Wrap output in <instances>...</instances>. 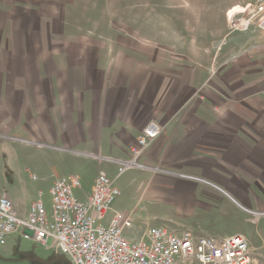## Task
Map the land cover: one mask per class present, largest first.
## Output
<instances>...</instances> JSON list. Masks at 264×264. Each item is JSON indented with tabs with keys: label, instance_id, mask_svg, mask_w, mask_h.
Returning a JSON list of instances; mask_svg holds the SVG:
<instances>
[{
	"label": "crops",
	"instance_id": "obj_1",
	"mask_svg": "<svg viewBox=\"0 0 264 264\" xmlns=\"http://www.w3.org/2000/svg\"><path fill=\"white\" fill-rule=\"evenodd\" d=\"M241 5L201 6L203 41L217 44L212 56L209 46L202 48L206 59L197 57L196 64L192 51L163 45L161 35L147 47L139 38V49L116 39L109 50H36L39 42L49 46L50 35L34 34L31 17L9 19L0 34L9 38L0 45L9 58L0 64V139L30 141L42 159L58 165L54 152L104 163L116 179L114 162L128 160L137 136L155 123L161 132L139 158L148 174L138 189L169 193L181 201L182 216L264 213V33L255 26L229 29L225 13ZM240 228L225 237L243 236L253 264H264L253 237Z\"/></svg>",
	"mask_w": 264,
	"mask_h": 264
},
{
	"label": "rangeland",
	"instance_id": "obj_2",
	"mask_svg": "<svg viewBox=\"0 0 264 264\" xmlns=\"http://www.w3.org/2000/svg\"><path fill=\"white\" fill-rule=\"evenodd\" d=\"M257 1L0 0V34L3 36V32H6L1 29L10 28L7 25L9 19L18 22L20 18L31 17L34 34L50 35L49 46L46 47L44 42L42 47L39 42V47L35 44L36 50H109V45L115 42L131 49H139L143 43L141 41L138 44L139 38L144 37L147 47L153 46L155 35H161L163 45L188 53L192 51L196 64L197 57L200 62L206 59L207 55L202 54V48L205 50L209 46V54L212 56V50L217 44L203 41V31L207 27L201 25V6L217 2L221 6L242 3L241 7H245L253 6ZM5 40L0 37V45H9V38ZM1 52L0 49V64L1 58L4 62L9 59L6 52L2 56ZM29 142L0 139V197L16 195L19 198L18 202H12L17 216L24 215L38 193L49 215L50 187L57 178L72 176L75 172L80 181V190L73 192L81 199V190H90L92 181L99 174H104L120 191V196L112 204V212H120L123 217L131 219V226L124 228L122 232L128 241H138L146 230L153 227H176L187 229L191 233L198 232L203 236L223 238L240 231L241 226L253 237V244L258 248L254 254H264V216L256 219L238 211H229L232 215L230 218H221L215 212L182 216L178 211L181 201H177L169 193H155L157 186L141 185L138 189L143 176L148 174L146 171L131 169L115 179V170L107 168L104 163L97 164L96 161L74 154L54 152L55 157H60L58 165L50 159H42V152ZM74 165L77 166V172ZM0 264L70 263L53 247L28 240L19 231L10 235L0 248Z\"/></svg>",
	"mask_w": 264,
	"mask_h": 264
},
{
	"label": "built area",
	"instance_id": "obj_3",
	"mask_svg": "<svg viewBox=\"0 0 264 264\" xmlns=\"http://www.w3.org/2000/svg\"><path fill=\"white\" fill-rule=\"evenodd\" d=\"M240 10L233 14H229V10L226 14L231 30L246 32L255 26L264 33V0ZM160 132L161 128L155 123H149L141 131L131 157L114 162L117 165L116 179L131 169H145L138 163L139 158ZM78 189L80 181L76 176L54 180L50 187L49 215L40 193L22 216H17L8 197L1 196L0 248L10 235L21 231L24 238L53 247L70 264H253V250L240 235L213 238L188 230L177 233L153 227L146 230L138 241L130 242L122 234L124 228L131 226L129 217L115 212L109 222H105L113 202L120 196L113 181L99 174L91 194L84 200L74 194L73 191ZM242 210L256 219L264 216V213Z\"/></svg>",
	"mask_w": 264,
	"mask_h": 264
},
{
	"label": "bare ground",
	"instance_id": "obj_4",
	"mask_svg": "<svg viewBox=\"0 0 264 264\" xmlns=\"http://www.w3.org/2000/svg\"><path fill=\"white\" fill-rule=\"evenodd\" d=\"M235 9H236V10H235ZM235 9L229 11V14H233V13H237V12L241 11L240 8H239V9L235 8Z\"/></svg>",
	"mask_w": 264,
	"mask_h": 264
}]
</instances>
